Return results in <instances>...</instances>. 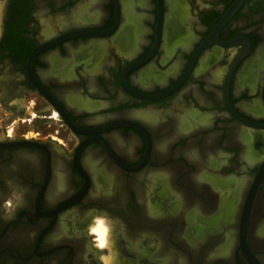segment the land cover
<instances>
[{"label": "flooded vegetation", "instance_id": "obj_1", "mask_svg": "<svg viewBox=\"0 0 264 264\" xmlns=\"http://www.w3.org/2000/svg\"><path fill=\"white\" fill-rule=\"evenodd\" d=\"M172 1L0 0V264H97L99 213L118 264H263L264 145L248 165L234 138L264 135V0ZM190 150L248 181L227 257L209 254L226 224L188 180ZM195 204L222 228L196 251L180 237Z\"/></svg>", "mask_w": 264, "mask_h": 264}, {"label": "bare ground", "instance_id": "obj_2", "mask_svg": "<svg viewBox=\"0 0 264 264\" xmlns=\"http://www.w3.org/2000/svg\"><path fill=\"white\" fill-rule=\"evenodd\" d=\"M93 1H95V0H93ZM173 4H174V2H173ZM125 14H129L127 10H125ZM90 17H91V15H90ZM125 17L131 22L132 25H136V21H135L133 16L128 15ZM91 46H92V44L90 45V47ZM100 50H101L100 47H98L96 49V51H100ZM86 52H87V50H86ZM258 56L260 59H263L264 52L259 53ZM66 100H67V102L69 101V103H72L75 105H80V106L86 107V108L89 107V105L85 101H83L77 97H69ZM144 119L146 121H149L150 124H152V125H154L157 122L153 117H151L148 114L144 115ZM180 120H181V118H179V122H180ZM182 122H183V119H182ZM178 125L179 124L177 123V126ZM189 126L187 125V127H189ZM187 129L191 130L193 128H184V127L181 128V126L179 125V127L176 128V131H178V133H185V132H187ZM234 139L237 141V143L242 145V147H243V150H242L243 151V158L247 161L248 165H252L256 161L260 160L259 157L254 155L253 144L257 145L258 147H261L262 145H264V143H261V140H264V135H262V132L255 133V131H254L253 133L248 134L243 129V130H239L235 134ZM203 156L202 157L199 156L195 150H190L189 152H187V157H188L189 161L193 162L195 165V168H196L195 171L188 177V180L194 185V187L196 189L201 188V187L204 189L208 188L210 190L209 194L213 199H215L214 195H217L216 205H217V208L219 210H218V215L215 217V220L219 219L218 221L225 223L226 227H225V229H222L219 226H217L216 227L217 229H216L213 224H212L213 226H211V228L206 226V224L203 223L204 218H199V213L201 211L197 207V205L195 204L194 208L191 210H188L186 215H185V219H186L185 221L186 222L183 225L184 229L180 234V237L182 239L181 238L180 239L182 241H185V243H187V245L189 247H191L194 251H196L197 248L201 247V246H198V244L204 239V237H206L207 234H214L216 230L222 229L224 234L221 233V235H224V237H223L221 242H223V243L215 246L211 252L216 254V255L217 254H225L226 255L225 257H227V255L230 253V250L232 247V236H233L232 232L230 231L231 227L229 225L231 224V221L233 222V220H234V213L238 207V203L241 200L242 193H243L245 187L247 186L248 181L243 177H239V178L222 177V178H219V175H220L219 168L222 167V161L217 159L218 156H216L215 154L209 155L207 157L206 156L203 157ZM161 172L162 173H158L156 176L151 178V180H150L151 184H153V183H155V181L159 180V182L162 183V187L164 186L167 178H169V173L163 172V171H161ZM164 187L161 189L162 192L160 191V193H166V191L164 190L165 189ZM192 194H194V193L192 192ZM203 203L204 202H202L201 204L203 205ZM213 204H215L214 201H213ZM205 205H206V203H205ZM208 207H210V206H208ZM177 208H179V207H177ZM202 208H203V206H202ZM156 209L159 210V208H156ZM150 214H151V212H150ZM215 220H213V221H215ZM207 221L211 223L212 220L211 221L207 220ZM227 225H228V227H227ZM202 226H204L205 228ZM202 228H204V229H202ZM213 229H216V230L213 231ZM216 233H220V232H216ZM255 234L257 235V239H255V241L257 242V240L259 239L258 236L264 235V220L261 223V225H259L258 228L255 229ZM210 237H212V236H210ZM259 242H260V240H258V243ZM198 251H199V249H198ZM262 254H263L262 260H263V264H264V252ZM168 258L171 260L174 259L173 256H171V255L168 256ZM179 258H180V256H179ZM178 262H179V264H185L183 258H180L178 260Z\"/></svg>", "mask_w": 264, "mask_h": 264}, {"label": "clouds", "instance_id": "obj_3", "mask_svg": "<svg viewBox=\"0 0 264 264\" xmlns=\"http://www.w3.org/2000/svg\"><path fill=\"white\" fill-rule=\"evenodd\" d=\"M19 196L13 193L10 200L3 204V211L11 213L15 210ZM115 221L107 214H94L86 228L92 248L96 251L97 264H118V251L113 240Z\"/></svg>", "mask_w": 264, "mask_h": 264}, {"label": "rangeland", "instance_id": "obj_4", "mask_svg": "<svg viewBox=\"0 0 264 264\" xmlns=\"http://www.w3.org/2000/svg\"><path fill=\"white\" fill-rule=\"evenodd\" d=\"M211 251H212V249L210 250L209 254H210V253H211V254H214V253H212Z\"/></svg>", "mask_w": 264, "mask_h": 264}]
</instances>
